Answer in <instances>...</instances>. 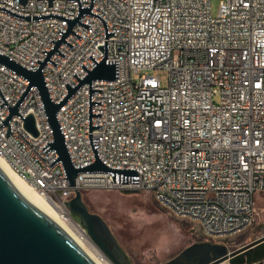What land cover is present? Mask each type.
<instances>
[{
  "label": "built area",
  "instance_id": "1",
  "mask_svg": "<svg viewBox=\"0 0 264 264\" xmlns=\"http://www.w3.org/2000/svg\"><path fill=\"white\" fill-rule=\"evenodd\" d=\"M90 5V0H81ZM0 5L27 15L59 13L74 18L78 0H0ZM108 31V59H119V77L93 79L92 137H99L100 159L114 168H136L138 182H114L111 172H78L69 185L36 86L20 105L33 114L38 135L26 130L23 118L0 126V157L45 197L83 242L97 246L67 202L75 187L86 190H147L175 215L196 221L204 240H224L253 224L255 193L264 192V0H220L217 14L210 0H94ZM57 51L43 66L53 101L74 87L104 54V25L91 14L78 18ZM67 20H26L0 10V52L36 69L58 40ZM165 68L168 83L143 71ZM28 79L0 64V90L12 107ZM219 95V100H215ZM2 102L0 98V103ZM8 111L0 106V118ZM0 119V123L2 120ZM59 126L75 167L94 155L87 138L88 82L81 84L57 111ZM98 247V246H97ZM108 258V257H107Z\"/></svg>",
  "mask_w": 264,
  "mask_h": 264
},
{
  "label": "water",
  "instance_id": "2",
  "mask_svg": "<svg viewBox=\"0 0 264 264\" xmlns=\"http://www.w3.org/2000/svg\"><path fill=\"white\" fill-rule=\"evenodd\" d=\"M93 4L94 0H90V5H82V1L78 0V11L74 18L54 12L33 15L21 14L0 5V10L22 19L33 20L56 17L65 19L68 22L65 30L58 29V32L61 33L60 38L56 41L50 40L54 43L50 51L42 49L46 55L42 61L35 60L40 63L36 69H30L0 52V64L28 79L29 82L12 107L9 106L0 90L2 100L0 106L4 105L8 111L4 119L0 118L2 120L0 126H8L5 134L7 137L12 130L10 117L12 114H18L23 118V127L34 137L38 135L39 131L36 129L33 114L29 113L28 116H23L18 110V106L28 91L32 86H36L53 135V140L45 143L41 149L47 153L53 148L58 153V156L49 165L52 166L54 163L61 161L69 185L75 186V178L78 172H111L114 182H138V170L136 168H114L106 165L98 155L99 137H92V129L101 128V124H92V116L102 115V112H92V103H102V100H92V92L103 91V88H92V80L116 79L119 77V59H108V37L114 36L116 31H108L107 22L101 14L91 11ZM82 14L94 15L103 23L105 29L104 44H98L96 47L104 54V57L98 61L89 54L88 56L96 65L89 70L81 64L87 74L81 79L73 73L79 82L72 87L66 81L65 86L68 93L60 101L55 102L49 93L43 74V66L47 60L55 66L58 65L50 58L54 51H57L63 57L65 56L58 48L61 41L71 48L73 47L71 43L64 39L68 32L78 38L81 37L71 29L76 22L86 29L90 27V24L78 19ZM85 82H88L87 138L94 160L75 167L71 162L59 126L57 111L67 98ZM122 191L129 193L136 190L125 189ZM67 206L72 214L79 218L94 243L113 264H132L107 222L102 216L89 210L83 200L82 191L75 187V195L67 202ZM223 261H228L229 264H264V235L243 243L234 250H229L226 245L221 243L194 242L163 264H220ZM0 264H95V262L53 219L31 203L0 169Z\"/></svg>",
  "mask_w": 264,
  "mask_h": 264
},
{
  "label": "rangeland",
  "instance_id": "3",
  "mask_svg": "<svg viewBox=\"0 0 264 264\" xmlns=\"http://www.w3.org/2000/svg\"><path fill=\"white\" fill-rule=\"evenodd\" d=\"M211 1V12H218L220 0ZM168 83L165 68L143 71ZM219 100V95H215ZM83 200L90 211L102 216L132 264H163L188 245L205 241L204 231L194 220L175 215L160 205L152 192L136 190H86ZM256 219L245 230L228 237L224 245L234 250L264 235V192L255 193Z\"/></svg>",
  "mask_w": 264,
  "mask_h": 264
},
{
  "label": "bare ground",
  "instance_id": "4",
  "mask_svg": "<svg viewBox=\"0 0 264 264\" xmlns=\"http://www.w3.org/2000/svg\"><path fill=\"white\" fill-rule=\"evenodd\" d=\"M51 98H54L53 88H48ZM0 169L9 181L37 208L53 219L71 238L85 251V253L95 262V264H113L106 255L97 247L87 244L78 238L72 227L64 221L58 214L54 206L43 197L31 184L28 183V176L21 178L13 171L9 162L0 157ZM220 264H229L223 261Z\"/></svg>",
  "mask_w": 264,
  "mask_h": 264
}]
</instances>
